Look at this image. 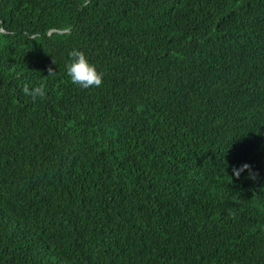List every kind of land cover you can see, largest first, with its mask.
I'll return each mask as SVG.
<instances>
[{"label": "trees", "instance_id": "1", "mask_svg": "<svg viewBox=\"0 0 264 264\" xmlns=\"http://www.w3.org/2000/svg\"><path fill=\"white\" fill-rule=\"evenodd\" d=\"M82 3L0 0V264H264V0Z\"/></svg>", "mask_w": 264, "mask_h": 264}, {"label": "clouds", "instance_id": "2", "mask_svg": "<svg viewBox=\"0 0 264 264\" xmlns=\"http://www.w3.org/2000/svg\"><path fill=\"white\" fill-rule=\"evenodd\" d=\"M90 3V0H83L81 7H87ZM70 35V31L65 29ZM6 29L0 27V35H4ZM39 34H34V39H38ZM69 57L71 58V63L68 65L67 74L70 78V82L73 85H77L83 89H88L92 87H100L103 84V73L97 71L95 65L91 64L87 57L85 56L83 51L73 49L69 52ZM53 63L55 61L53 60ZM48 75L54 74L53 69H48ZM23 93L26 96H30L35 102L37 97H43L46 95L45 88L43 85L30 89L28 85H25L22 89ZM247 171L249 174V178L254 179L256 174L252 172L251 166L247 163L241 165L239 168H233V174L237 179H239L240 175Z\"/></svg>", "mask_w": 264, "mask_h": 264}]
</instances>
